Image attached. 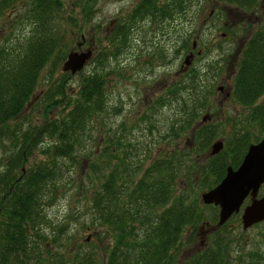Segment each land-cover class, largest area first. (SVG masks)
<instances>
[{"label":"trees","instance_id":"obj_1","mask_svg":"<svg viewBox=\"0 0 264 264\" xmlns=\"http://www.w3.org/2000/svg\"><path fill=\"white\" fill-rule=\"evenodd\" d=\"M159 1L162 3L158 7L157 0L152 1L153 12L179 14L191 0ZM218 1L247 13L260 3ZM148 2H140L134 15L144 13ZM141 3L143 8L139 10ZM63 6V0H0L2 23L7 21L6 11L14 12L6 23V31L0 34V138L10 144V153L0 170V264H99L92 251L78 250L70 258L49 251L42 232V226L47 225L43 206L68 168L78 162L76 150L82 146L92 118L105 107L107 61L127 43L122 23L109 33L100 32L109 35L107 43L86 63L93 65L86 73L84 67L76 72L77 89L69 92L70 74L59 69L66 55L64 39L69 37L66 25L69 20L77 31L81 26L69 16L65 19ZM84 16L81 22L90 20ZM92 28L98 32V27ZM42 71L47 79L38 99H42L44 113L58 109L59 114L45 115L41 123H27L23 128L22 111L36 95ZM199 74L198 68L189 65L166 89V95L172 94L179 103V114L170 127L173 134L188 132L203 152L216 128L207 122L197 123L198 114L208 102L206 95L211 92L209 86L200 84ZM182 93L184 99H176ZM230 94L246 112L242 124L223 139L219 153L209 156L200 168L198 180L202 185L208 181V189L223 177L227 165L235 168L250 143L264 138V23L250 32L241 46ZM167 100L165 95L159 96L155 104L160 109ZM244 124L255 125L258 131L253 134L247 128L243 130ZM107 144L110 148L100 149L101 162L89 161L86 175L93 185L89 196L90 222L103 227L104 234L113 240L106 245L102 264H227V235L220 234L227 222L214 228L217 207L211 205L214 211L205 214L206 206L192 191L197 174L183 167V158L168 154L144 163L145 157L141 159L138 154L135 159L131 154V160L126 157L128 145H122L119 139ZM36 148L42 157L24 167ZM182 169L187 181L183 190L176 192ZM201 228L210 229L203 242L205 247L188 258L179 257L183 244L198 239ZM61 233L59 230L57 234ZM240 254L236 264H264V256L255 247Z\"/></svg>","mask_w":264,"mask_h":264},{"label":"rangeland","instance_id":"obj_2","mask_svg":"<svg viewBox=\"0 0 264 264\" xmlns=\"http://www.w3.org/2000/svg\"><path fill=\"white\" fill-rule=\"evenodd\" d=\"M78 1L63 0L65 19L69 16L70 19L75 20L77 26H81L77 31L74 28L76 26L73 27L68 20L66 34L69 37L64 39L63 43L66 54L75 47L74 45L83 35L85 44L81 50L86 48L100 50L107 43L109 36L100 32H105L108 21L116 15L120 20L121 15L134 0ZM152 12L145 14L143 21H135V29L126 46L118 52V55L107 61L104 69L107 96L105 107L98 116L92 118L89 132L83 136L80 149L76 150L78 162L68 168L60 179L61 182H58L54 191L48 194L47 198H50L43 206L47 225L42 226V232L46 235V243L48 241L46 246L51 253L56 251L63 258H70L78 250H86L92 251L98 263L102 264L106 245L113 241L104 234L103 227L90 222L89 196L93 185L91 186V179L86 176L89 172L87 167L89 161L101 162L100 149L105 146L110 148L106 142H116L119 139L122 145H128L126 157L130 154L132 159L138 156L141 159L145 157L144 163H148L155 156H164L173 151L175 153L172 154H179L178 156L183 158L180 160L184 168H188L192 174H197L196 183L192 186L194 194L199 196L202 191L208 189V181L202 185L198 180L200 168L208 160L206 159L208 153L203 154L198 150V145L192 142L188 132L173 134L170 129L179 114V103L173 98L167 100L160 109L150 107L153 98L167 89L179 74V65L190 50V43L194 44V50L199 53L193 59V66L200 71V84L209 86L211 91L206 95L208 102L197 118V121L201 122L200 119L203 117L201 123L210 122L209 125L216 128L215 136L210 143L216 140L223 142L225 137L236 131V126H240L244 119L246 111L236 103L231 94L225 96V93L231 86L241 46L248 39L250 32L264 23V0H261L254 15L251 16L237 12L235 7L221 4L218 0H191L184 11L175 14V18L168 26L167 21L162 20L158 31L152 29L155 22L147 18L148 15L153 14ZM5 14L7 21L2 23L0 19V34L2 30L6 31L8 27L6 23L10 21L14 12L6 11ZM83 15H87V19L90 20L81 22ZM154 16L156 18L157 14L152 15V18ZM92 27H98V32ZM71 28H73L72 32ZM23 30L26 31L27 27ZM183 42L186 43L184 46ZM151 47H156V50L162 52V57L158 59L151 57L149 55L152 51ZM91 66L92 63L83 68L85 73ZM46 77V72L42 71L36 95L22 111L25 114L22 119L23 128L27 123H36V125L41 123L45 115L57 117L59 114L58 109L51 110L49 114L46 111L44 113L42 99H38L40 92L46 86L44 83ZM68 77L69 92H73L78 86V74ZM219 85L222 86V91L217 90ZM184 97L185 94L182 93L176 99H184ZM9 124L11 125L12 122ZM246 128L253 134L258 131L255 125L250 127L244 124L242 129ZM9 147L8 140L0 138V170L10 153ZM35 151L24 167L42 157L37 148ZM121 154L119 152L120 156ZM183 170H180L177 176L176 192L183 190L181 187L187 181L186 176L182 174ZM89 176L91 177L92 174L89 173ZM262 193H264V183L258 190L259 195ZM203 210L207 215L214 211L211 205H206ZM240 214V211L235 216L232 214L225 228L220 230V234L227 235L229 245L227 264H236V257L241 255L240 253L250 251L254 247L264 256V221L243 230L240 225ZM59 230L62 233L58 235ZM206 235V230H202L198 238L206 241ZM53 236L55 241L52 243L50 239ZM182 237H185L184 233ZM199 239L184 243L179 257L186 258L189 253L204 247V244H199ZM43 256L47 257L46 254Z\"/></svg>","mask_w":264,"mask_h":264},{"label":"water","instance_id":"obj_3","mask_svg":"<svg viewBox=\"0 0 264 264\" xmlns=\"http://www.w3.org/2000/svg\"><path fill=\"white\" fill-rule=\"evenodd\" d=\"M90 56V49L75 51L71 49L65 55L59 69L70 75L76 74L86 66ZM183 61V65H189V56H185ZM222 143L221 140H216L211 144V155L218 153ZM240 162L235 169L229 165L226 166L225 174L218 183L199 194L201 204L217 207L218 215L214 228L223 225L232 214H238L239 211L240 225L243 230L264 220V193L258 195V190L264 183V138L250 143ZM247 197L248 204L241 208Z\"/></svg>","mask_w":264,"mask_h":264},{"label":"flooded vegetation","instance_id":"obj_4","mask_svg":"<svg viewBox=\"0 0 264 264\" xmlns=\"http://www.w3.org/2000/svg\"><path fill=\"white\" fill-rule=\"evenodd\" d=\"M145 1L146 0H134L132 3H131V5H129L127 8H126V10H125V12L121 15L122 17L120 18V20L118 19L119 18V16H115V17H113L110 21H108V24H107V27L105 28V31H107L108 33L109 32H111L112 31V29L113 28H115V26L117 25V24H119V23H122L121 25L123 26V28H124V30H125V37H126V42H128V39L130 38V36L133 34V31H134V29H135V27H134V25H135V21H137V20H141V21H143L144 20V18H143V16L145 17V14H149L148 12H151L152 10H153V8H152V1L153 0H148L149 2H148V5L147 6H145V10H144V13L143 12H137V14H135L134 15V12H135V10L137 9V6H138V4L140 3V2H144L145 3ZM155 1V0H154ZM159 2H161V1H159V0H157V2L155 3L156 4V7H158L159 6ZM259 2H261V0H259ZM142 3L140 4V7H139V10L141 9V8H143V5H142ZM138 10V11H139ZM134 11V12H133ZM236 11L237 12H241V13H247V12H244V11H242V10H240V9H237L236 8ZM255 11H256V9L254 8L253 10H251V11H248V13L247 14H249L250 16L251 15H254V13H255ZM138 13H141V14H138ZM153 14L152 15H154L155 13L157 14V17L155 18V16H154V18H152V15H148V20H150V21H153V22H155V23H153V27H152V29H156L155 31H158L159 29H158V27H160V22H162V20H164V21H167V26L169 25V22L171 23L172 22V20L175 18V13L173 12V11H170V13H164V14H160L158 11H155V12H152ZM241 19V18H240ZM163 21V22H164ZM256 29V28H255ZM254 29V30H255ZM254 30H252V31H254ZM251 31V32H252ZM78 43H79V45H78ZM85 44V38H84V35L83 36H81L80 37V40L76 43V45H74L75 47H72V49H74V51L75 50H81L82 49V47H84L83 45ZM90 50H91V56H90V58L92 57V56H94L95 54H96V51L95 50H93L92 48H90ZM151 52H150V54L149 55H151V57H153V58H155V59H158V57H162V52H160V51H158V49L156 50V47H151ZM240 51V50H239ZM147 55V54H146ZM146 55H145V57H146ZM197 55H199V53H198V51H196V50H194V46L192 47V44H191V47H190V50H188V52H187V54L185 55V56H189V59H190V63H189V65H192L193 64V62H194V60L193 59H195V57H197ZM184 56V57H185ZM184 57H183V59H184ZM163 59V58H162ZM183 59H182V61H183ZM184 62V61H183ZM183 62H181V64L179 65V67H180V70H179V74H177V76H176V78L174 79V81H176L177 80V77H179V75L180 74H182L185 70H186V68L187 67H189V65H187V66H185V65H183ZM174 81H172L173 83H174ZM172 84V83H171ZM171 84H169V86H171ZM217 90L218 91H222V86L220 87V85L217 87ZM230 92H231V86H229V88H228V91L225 93V96H229L230 95ZM163 95H165V97H167V99L170 101V100H173V98H174V96L172 95V94H167L166 95V89L165 90H163L159 95H156L154 98H153V101H152V105H150V107L151 108H153V109H158L159 107H158V104H155V100H157V98L159 97V96H163ZM32 97H34V96H32ZM240 106V105H239ZM241 107V106H240ZM236 110V109H235ZM237 111V110H236ZM236 111H235V118H236ZM202 120H203V117H202V119H200V121L202 122ZM201 122H198L197 121V123H201ZM207 123H210V122H207ZM261 138H263V137H261ZM260 138V139H261ZM259 141V140H258ZM257 142V141H256ZM214 143V141L212 142V143H209V145H208V147H207V149H205L204 151H203V154L204 153H208V154H206L207 155V157H206V159H208V157L209 156H214L215 154H217V153H215L214 155H211V153H210V146H211V144H213ZM252 143H254V142H252ZM222 147H223V143H222ZM128 148V147H127ZM247 148V147H246ZM222 149V148H221ZM220 149V150H221ZM219 150V151H220ZM219 151H218V153H219ZM246 151V150H245ZM172 153H175V152H173L172 151ZM172 153H168V154H171L172 155ZM167 154V155H168ZM245 154V153H244ZM243 154V155H244ZM142 155H144V153H142ZM155 157H158V156H155ZM154 157V158H155ZM243 157V156H242ZM144 158V157H143ZM153 159V158H152ZM242 159V158H241ZM241 161V160H240ZM239 163H241V162H239ZM238 163V164H239ZM238 164L236 165V166H238ZM228 166V165H227ZM229 166H231V165H229ZM236 166H235V168H236ZM232 167V166H231ZM232 168H234V167H232ZM234 168V169H235ZM259 195V194H258ZM261 195V194H260ZM248 202H249V199H248V197H247V199L245 198L244 199V201H243V204L241 205V208L243 207V206H245L246 204H248ZM213 206V205H212ZM239 217H240V215H239ZM240 219V218H239ZM264 221V220H263ZM262 222V221H261ZM203 229L201 228V230L197 233V235L199 234V233H201V231H202ZM210 230V229H209ZM209 230H207L206 231V233L209 231ZM198 237V236H197ZM199 239V238H198ZM194 242V241H193ZM199 244H201V245H203L204 243V240L203 239H199ZM204 246V245H203ZM205 247V246H204ZM203 247H201V248H198V250H200V249H202ZM197 249L196 250H194V252L195 251H198ZM193 253V252H192ZM189 254H191V253H189ZM182 258H184V257H182ZM187 258H188V256H187Z\"/></svg>","mask_w":264,"mask_h":264}]
</instances>
